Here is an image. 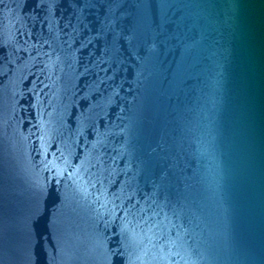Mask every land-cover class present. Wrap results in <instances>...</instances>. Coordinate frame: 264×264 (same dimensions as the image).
<instances>
[{"label":"water","instance_id":"95a60500","mask_svg":"<svg viewBox=\"0 0 264 264\" xmlns=\"http://www.w3.org/2000/svg\"><path fill=\"white\" fill-rule=\"evenodd\" d=\"M0 264H264V0H0Z\"/></svg>","mask_w":264,"mask_h":264}]
</instances>
